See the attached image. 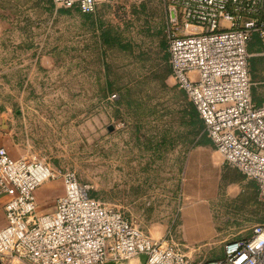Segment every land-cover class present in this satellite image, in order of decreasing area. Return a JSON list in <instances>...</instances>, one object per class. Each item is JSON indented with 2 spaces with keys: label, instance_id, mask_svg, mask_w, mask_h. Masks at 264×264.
<instances>
[{
  "label": "rangeland",
  "instance_id": "obj_1",
  "mask_svg": "<svg viewBox=\"0 0 264 264\" xmlns=\"http://www.w3.org/2000/svg\"><path fill=\"white\" fill-rule=\"evenodd\" d=\"M90 15L0 0V118L17 159L74 172L91 197L197 262L223 257L264 224V204L172 77L168 1L125 0L123 48L97 46Z\"/></svg>",
  "mask_w": 264,
  "mask_h": 264
},
{
  "label": "built area",
  "instance_id": "obj_2",
  "mask_svg": "<svg viewBox=\"0 0 264 264\" xmlns=\"http://www.w3.org/2000/svg\"><path fill=\"white\" fill-rule=\"evenodd\" d=\"M172 77L196 107L224 161L258 187L264 204V104H255L248 47L264 49V0H167ZM94 14L97 0H53ZM61 180L55 210L36 216L35 192ZM0 196H8L0 231V261L28 264H264V224L229 241L223 257L197 262L177 245L155 241L108 204L90 196L72 171L57 172L0 148Z\"/></svg>",
  "mask_w": 264,
  "mask_h": 264
},
{
  "label": "crops",
  "instance_id": "obj_3",
  "mask_svg": "<svg viewBox=\"0 0 264 264\" xmlns=\"http://www.w3.org/2000/svg\"><path fill=\"white\" fill-rule=\"evenodd\" d=\"M98 7L93 15L90 25V33L97 41V46L109 48H123L125 46V0H97ZM250 54L249 68L254 78L252 96L256 105L264 104V49L257 37L249 44ZM258 77L261 80L255 79ZM259 86V87H258ZM254 94V95H253ZM0 148H5L13 159L20 154L13 147L11 132L5 130L0 118ZM64 194L63 183H44L35 192L38 215L50 214L55 210V204L59 197ZM8 196H0V231L6 226L5 206ZM37 211V210H36ZM15 264H28L19 262Z\"/></svg>",
  "mask_w": 264,
  "mask_h": 264
},
{
  "label": "water",
  "instance_id": "obj_4",
  "mask_svg": "<svg viewBox=\"0 0 264 264\" xmlns=\"http://www.w3.org/2000/svg\"><path fill=\"white\" fill-rule=\"evenodd\" d=\"M146 259H147V257H146L145 255H142V256L139 257V260H140V263H141V264H146ZM106 264H119V263L108 262V263H106Z\"/></svg>",
  "mask_w": 264,
  "mask_h": 264
},
{
  "label": "bare ground",
  "instance_id": "obj_5",
  "mask_svg": "<svg viewBox=\"0 0 264 264\" xmlns=\"http://www.w3.org/2000/svg\"><path fill=\"white\" fill-rule=\"evenodd\" d=\"M131 263H132V262H131ZM131 263H130V264H131ZM138 264H141V263H140V261H139V263H138Z\"/></svg>",
  "mask_w": 264,
  "mask_h": 264
}]
</instances>
